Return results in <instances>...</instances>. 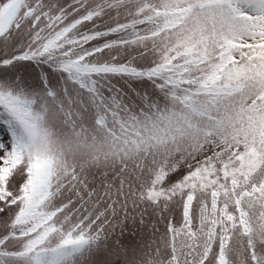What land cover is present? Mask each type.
Returning a JSON list of instances; mask_svg holds the SVG:
<instances>
[{"label": "snow or ice", "instance_id": "snow-or-ice-1", "mask_svg": "<svg viewBox=\"0 0 264 264\" xmlns=\"http://www.w3.org/2000/svg\"><path fill=\"white\" fill-rule=\"evenodd\" d=\"M0 264H264V0H0Z\"/></svg>", "mask_w": 264, "mask_h": 264}]
</instances>
